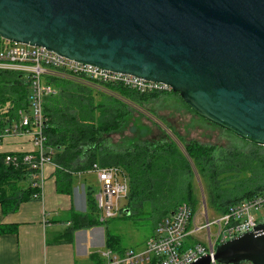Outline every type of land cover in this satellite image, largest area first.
<instances>
[{"label":"water","instance_id":"obj_1","mask_svg":"<svg viewBox=\"0 0 264 264\" xmlns=\"http://www.w3.org/2000/svg\"><path fill=\"white\" fill-rule=\"evenodd\" d=\"M0 37L168 84L201 117L264 146V0H0ZM214 254L264 264V222Z\"/></svg>","mask_w":264,"mask_h":264},{"label":"trees","instance_id":"obj_2","mask_svg":"<svg viewBox=\"0 0 264 264\" xmlns=\"http://www.w3.org/2000/svg\"><path fill=\"white\" fill-rule=\"evenodd\" d=\"M3 41L0 37V48ZM46 80L58 89L56 94L45 97L43 106L47 119L45 143L53 150L52 157L59 168L57 185L61 192H72V175L88 172L94 164L118 166L128 175L131 185L122 215L140 219L137 214L145 211L142 204L148 201L153 203L150 211L155 225L169 217L183 202L196 210L199 202L194 195V168L206 181L210 204L218 214L228 212L230 206L243 199L264 192L262 145L242 139L201 117L178 92L141 93L121 84L108 83L105 87L116 92L99 97L100 92L85 83L56 76H46ZM30 95V83L24 73L0 69V132L19 119L21 108L29 107ZM170 99H175L177 105L179 101L203 120L229 133L228 145L202 143L197 139L181 140L174 127L158 116ZM134 113L152 115L164 136L150 138L148 128L140 125L141 133L137 137L142 138L130 137L126 131ZM166 129L177 136L185 151ZM117 135H120L118 141L115 140ZM247 144L251 145L248 151L242 148ZM14 154L20 158L18 165L7 164L6 153L0 154V204L6 212L41 197L40 189L32 185V169L23 162V154ZM163 184H167L164 189ZM230 184L234 185L228 187ZM94 192L91 186L87 188L88 213L76 214L75 228L101 223ZM14 230L15 226L0 224V233ZM119 242L120 236L107 234V246L118 249ZM249 263L252 262L240 264ZM217 264L232 263L217 261Z\"/></svg>","mask_w":264,"mask_h":264},{"label":"built area","instance_id":"obj_3","mask_svg":"<svg viewBox=\"0 0 264 264\" xmlns=\"http://www.w3.org/2000/svg\"><path fill=\"white\" fill-rule=\"evenodd\" d=\"M0 48V69L15 70L24 73L29 80L31 95L30 105L21 108L19 119L0 132V142L8 134L27 133L33 136L35 149L24 152L23 162L32 169V185L40 189L42 171L47 163L52 162V149L46 146L44 129L47 119L44 115V99L56 94L58 89L46 80V76L71 79L76 82L101 86L110 91L108 83L121 84L129 89L144 92H171L173 89L165 83L149 81L132 74H124L101 68L88 63L70 59L45 47L30 46L3 39ZM264 151V146H262ZM7 164L18 165L20 158L14 153L5 156ZM92 171L99 181V190L95 193L100 220L105 223L110 218L122 215L126 200L129 198L131 185L125 171L118 166L94 164ZM125 200L124 203H121ZM205 218L198 223L196 210L188 202H183L157 225V229L141 249L128 248L123 253L112 249L103 250L106 261L103 264H191L203 256L209 255L211 264L217 245L221 241L236 237L245 232L256 230L264 220H259L256 211L264 208V192L252 198L243 199L230 206L228 212L219 214L213 221L209 218L207 201L202 200ZM212 226L216 227L212 232ZM207 230L205 235L200 232Z\"/></svg>","mask_w":264,"mask_h":264},{"label":"crops","instance_id":"obj_4","mask_svg":"<svg viewBox=\"0 0 264 264\" xmlns=\"http://www.w3.org/2000/svg\"><path fill=\"white\" fill-rule=\"evenodd\" d=\"M31 135L12 132L3 136L0 154L32 151L35 146ZM58 169L53 157L44 166L39 199L25 201L11 212L4 211L0 204V224L15 226L14 231L0 233V264H103L106 258L102 251L113 250L106 244L111 232L108 221L101 222L98 207L101 223L75 228L76 214L88 213L87 188L97 176L92 171L73 174L72 192H61L57 185ZM98 188H93L94 193ZM144 242L136 249L143 248ZM125 249L128 248L114 251L123 253Z\"/></svg>","mask_w":264,"mask_h":264},{"label":"rangeland","instance_id":"obj_5","mask_svg":"<svg viewBox=\"0 0 264 264\" xmlns=\"http://www.w3.org/2000/svg\"><path fill=\"white\" fill-rule=\"evenodd\" d=\"M94 88L96 91L100 92L98 94L99 97L107 96L105 94L113 95L114 92H116H109L107 89L101 86H95ZM168 101L170 102V104H167ZM168 101H166L165 108H163L162 106L158 116L159 118L162 117L163 119H165L170 125L174 127L177 134L179 133L178 136L181 140H183V138L187 140L197 139L202 143H209L214 145L222 144L224 146L228 145V141H230L229 138L231 137L229 133L203 120L198 115H196L190 108L184 106V104L180 103L179 101V105H177V103L174 104L175 99H170ZM140 125L146 126L148 128L150 138L158 139L164 136V131L161 130L158 121L154 117H152V115H148V113H146L145 115H139L134 113L131 118V124L126 131L127 134L134 139L142 138V136L137 137L139 136L138 134L141 133V130L138 128V126ZM7 129H10V127L8 126ZM166 131L170 133V135L174 138L178 146L183 151H185L184 145L181 141H179V139H177V136H174L173 133L168 129H166ZM119 136L120 135L115 136L116 141L120 140ZM242 148H245V150L248 151V149H251V145L247 144V146H242ZM163 163L165 162L163 161ZM193 171L195 174V176L193 177L194 195L196 196L199 202L195 212L197 213L198 223H201V221H203V219L205 218V208L203 207L202 200L207 201V210L209 213V218L211 221H213L219 217V214L218 212L213 210L210 204L208 198V185L202 175H200V173L196 171V168H194ZM89 184L95 189L98 188L99 182L97 180V177L92 178L89 181ZM163 185L164 186L162 187V189L166 188L167 184ZM233 185L234 184H230L228 185V187H232ZM124 201L125 200H122L121 203H124ZM126 201H128V199ZM152 204L153 203H150L148 201L143 202L142 209H144L145 211L139 213V215L137 214V217L140 219H132L123 215H119L117 217L110 218V221L108 220L106 224L107 227L110 229L111 233L120 236V247L137 248V245H140L142 242H144L145 239L147 240L150 235L155 233L157 225H155V220L152 217L150 211ZM255 213L259 220H264V208H261ZM215 230L216 227L212 226L213 233L215 232ZM206 232L207 230L201 231L199 235H205Z\"/></svg>","mask_w":264,"mask_h":264}]
</instances>
